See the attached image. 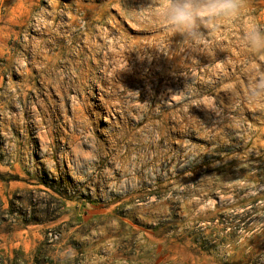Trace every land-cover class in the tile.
<instances>
[{"label": "rangeland", "instance_id": "obj_1", "mask_svg": "<svg viewBox=\"0 0 264 264\" xmlns=\"http://www.w3.org/2000/svg\"><path fill=\"white\" fill-rule=\"evenodd\" d=\"M161 4L0 0V264H264V55Z\"/></svg>", "mask_w": 264, "mask_h": 264}, {"label": "clouds", "instance_id": "obj_2", "mask_svg": "<svg viewBox=\"0 0 264 264\" xmlns=\"http://www.w3.org/2000/svg\"><path fill=\"white\" fill-rule=\"evenodd\" d=\"M245 9L246 0H162L158 14L169 32L190 40L202 38V25L215 31L225 23L239 22L243 44L255 55H264V24ZM262 93L264 82H258L253 95Z\"/></svg>", "mask_w": 264, "mask_h": 264}, {"label": "trees", "instance_id": "obj_3", "mask_svg": "<svg viewBox=\"0 0 264 264\" xmlns=\"http://www.w3.org/2000/svg\"><path fill=\"white\" fill-rule=\"evenodd\" d=\"M0 146H1V145H0ZM0 178H1V177H0ZM52 192L55 193L56 195H58V196L60 197V199H63L59 193H56V192H54L53 190H52ZM8 205H9V208L6 209V208H5V204L3 203L2 199L0 198V226H1L2 224L7 223L6 218H7L8 216H12V213H15V212H13V210H12V209H14V205H13L11 202H9ZM52 215H53V216H52ZM52 217H53V218H52ZM54 217H55V216H54V213H53V214L51 213V216H50V214H49V216H48L45 220H43V222H41V221H40V222H41V223L51 222V221L54 220ZM49 241H50V240H49L47 237H45V242L42 244V246L40 247V249L45 248V246L49 244V243H48ZM36 254H37V255H40V254H39V250L36 251ZM36 254H35V255H36ZM36 260H37V257L35 258V262H36V264H40V263H38Z\"/></svg>", "mask_w": 264, "mask_h": 264}]
</instances>
